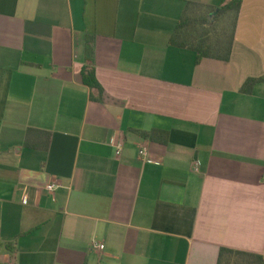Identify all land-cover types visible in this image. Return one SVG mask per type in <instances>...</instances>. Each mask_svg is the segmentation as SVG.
Returning <instances> with one entry per match:
<instances>
[{"label":"crops","instance_id":"crops-1","mask_svg":"<svg viewBox=\"0 0 264 264\" xmlns=\"http://www.w3.org/2000/svg\"><path fill=\"white\" fill-rule=\"evenodd\" d=\"M222 1L0 0V264L264 253V82L241 91L264 76V0H243L228 61L170 43L189 4Z\"/></svg>","mask_w":264,"mask_h":264},{"label":"trees","instance_id":"trees-1","mask_svg":"<svg viewBox=\"0 0 264 264\" xmlns=\"http://www.w3.org/2000/svg\"><path fill=\"white\" fill-rule=\"evenodd\" d=\"M243 0H230L226 3V0L222 1L220 10L223 13L230 11L235 12L234 24H232L231 34L226 37V39L216 38L213 40L211 37V32L207 24L209 23L207 17H202L199 19L197 16L191 14L192 9L196 6L188 5V11L177 23L173 35L171 37L170 43L172 45L178 46L180 48H189L198 52L196 62H200L205 57H214L218 60L228 61L232 57V49L234 43V28L238 21V15L240 7L242 6ZM198 6V5H197ZM93 37L87 35L85 39V50L87 59L89 61L93 60L94 57V44ZM96 67L93 64H85L82 69V80L83 82L91 88L92 99L102 100L103 94H105V89L96 77ZM264 82V76L258 78H248L241 87L243 93H252L253 88L257 83ZM97 92V96H95ZM42 133L50 138V132L45 130H36L29 128L27 131L26 145L31 146L29 139L30 133ZM141 136L145 138L158 139L162 143L168 142V133L165 131H160L159 129H154L150 132L138 130ZM49 146V143L46 144ZM46 148V147H45ZM217 264H264V253H254L247 252V250L233 249L227 246H223L220 249L219 261Z\"/></svg>","mask_w":264,"mask_h":264},{"label":"rangeland","instance_id":"rangeland-1","mask_svg":"<svg viewBox=\"0 0 264 264\" xmlns=\"http://www.w3.org/2000/svg\"><path fill=\"white\" fill-rule=\"evenodd\" d=\"M191 14L199 17V19L202 17L208 18L207 27L210 29L213 40L216 38L226 39L231 34L235 17L234 11L223 13L217 6L209 9L196 6L192 9Z\"/></svg>","mask_w":264,"mask_h":264},{"label":"built area","instance_id":"built-area-1","mask_svg":"<svg viewBox=\"0 0 264 264\" xmlns=\"http://www.w3.org/2000/svg\"><path fill=\"white\" fill-rule=\"evenodd\" d=\"M112 143L115 144V145L117 146L118 149L116 150V152H117V154H119V153L121 152V149H122V146H123L122 143H121V142H118V141H116V140H113ZM140 156H141V158H142V160H143L144 162H151V161H154V160H152V159L149 157L146 148H143L142 150H140ZM57 186H58V183L55 182V183H52V184H47V185H46V188L48 189V191H50V192H54L55 189L57 188ZM95 246L100 247L101 249H104V248H105V246H104V245H101V244H97V245H95Z\"/></svg>","mask_w":264,"mask_h":264}]
</instances>
